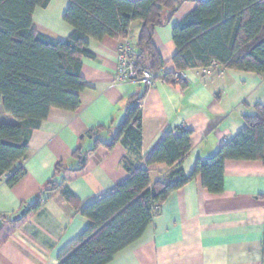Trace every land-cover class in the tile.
Returning <instances> with one entry per match:
<instances>
[{"label": "crops", "instance_id": "1", "mask_svg": "<svg viewBox=\"0 0 264 264\" xmlns=\"http://www.w3.org/2000/svg\"><path fill=\"white\" fill-rule=\"evenodd\" d=\"M68 4L50 0L45 8L37 7L33 28L65 40L72 31L62 20ZM195 4L181 3L167 23L154 28L152 42L165 72L175 70L172 28ZM140 26L139 21L130 24L127 38L133 43ZM88 41L91 56L82 58L84 88L77 92L78 108H51L30 135L24 176L12 187L5 182L7 175L0 179V264H57L60 253L88 226V219L59 190L43 194L39 208L29 209L48 181L54 178L69 188L85 206L126 177L121 163L125 155L148 169L152 183L158 181L167 165L147 166L145 159L168 130L177 133L178 128L192 132L190 151L181 162L189 174L197 160L233 139L245 126L243 117L264 103V75L211 65L185 70L184 86L161 80L148 88L138 82L113 85L119 40L105 36ZM132 97L142 98L138 155L120 142L107 147ZM0 122L17 123L1 108ZM59 161L66 169L54 176ZM107 264H264V163L226 160L224 188L218 194L204 189L199 176L175 189L143 234Z\"/></svg>", "mask_w": 264, "mask_h": 264}, {"label": "trees", "instance_id": "2", "mask_svg": "<svg viewBox=\"0 0 264 264\" xmlns=\"http://www.w3.org/2000/svg\"><path fill=\"white\" fill-rule=\"evenodd\" d=\"M187 0H69L62 20L72 27L63 41L50 38L32 26L37 7L50 0H0V104L17 123L0 122V179L14 186L25 174L31 133L38 129L51 108L74 111L78 91L84 88L82 58L90 57L88 40L128 37L130 24L141 26L134 43L137 66L160 73L159 80L184 86L186 79L165 72L164 62L152 42L154 28L167 23ZM196 4L172 28L176 51L175 71L207 67L264 75V0H192ZM141 97L129 98L123 120L107 145L120 142L138 155L142 144ZM244 128L221 144L205 160H197L185 174L181 162L190 151L191 130H168L146 157L147 166L164 163L168 172L151 182L147 168L128 156L121 163L127 172L109 193L82 206L66 186L54 178L40 190L29 209L37 210L43 194L59 190L88 219L86 229L58 257L57 264H107L123 248L136 241L158 213L160 205L177 188L199 176L208 192L224 188L226 160H261L264 163V103L243 117ZM98 140L95 141V146ZM78 154V150L74 151ZM81 166L83 156L79 155ZM57 162L54 176L65 170Z\"/></svg>", "mask_w": 264, "mask_h": 264}, {"label": "built area", "instance_id": "3", "mask_svg": "<svg viewBox=\"0 0 264 264\" xmlns=\"http://www.w3.org/2000/svg\"><path fill=\"white\" fill-rule=\"evenodd\" d=\"M117 50V67L112 78L113 85L125 82H138L148 88L159 80L160 73L137 66V49L131 40L128 38L120 39ZM211 66L217 67L218 64L212 62ZM173 72L175 77L186 79L184 71L174 70Z\"/></svg>", "mask_w": 264, "mask_h": 264}, {"label": "water", "instance_id": "4", "mask_svg": "<svg viewBox=\"0 0 264 264\" xmlns=\"http://www.w3.org/2000/svg\"><path fill=\"white\" fill-rule=\"evenodd\" d=\"M22 214H23V211L20 212V215H22Z\"/></svg>", "mask_w": 264, "mask_h": 264}, {"label": "rangeland", "instance_id": "5", "mask_svg": "<svg viewBox=\"0 0 264 264\" xmlns=\"http://www.w3.org/2000/svg\"><path fill=\"white\" fill-rule=\"evenodd\" d=\"M0 108H1V110H2V105L0 104Z\"/></svg>", "mask_w": 264, "mask_h": 264}]
</instances>
